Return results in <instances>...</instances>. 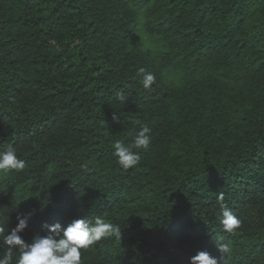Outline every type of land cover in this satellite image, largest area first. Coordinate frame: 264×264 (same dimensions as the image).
<instances>
[{"label":"trees","instance_id":"1","mask_svg":"<svg viewBox=\"0 0 264 264\" xmlns=\"http://www.w3.org/2000/svg\"><path fill=\"white\" fill-rule=\"evenodd\" d=\"M141 17L152 50L135 47ZM143 125L152 143L124 171L114 143ZM10 146L26 167L0 173V225L31 213L28 242L45 223L101 216L121 235L83 264H189L220 243V264H264V0H0Z\"/></svg>","mask_w":264,"mask_h":264},{"label":"clouds","instance_id":"2","mask_svg":"<svg viewBox=\"0 0 264 264\" xmlns=\"http://www.w3.org/2000/svg\"><path fill=\"white\" fill-rule=\"evenodd\" d=\"M142 79L140 83L145 90H150L156 82V76L144 68L138 69ZM14 102L15 98H10ZM119 99L125 101L123 94ZM115 118V116H114ZM152 130L143 125L127 144L116 141L113 155L117 163L124 171L134 169L140 164L141 151L147 150L152 143ZM26 167V161L18 157L14 147H8L0 151V173L22 172ZM221 209L220 223L223 231L235 235L241 228L242 221L232 209L224 204V193L217 196ZM31 213L25 215L19 213L16 217L18 223L11 229L0 225V248L4 251L0 254V264H83L82 250L97 245L100 241L112 236L119 237L121 230L113 223L106 222L101 216L94 219L74 218L67 226L59 222L45 223L46 235L34 233L30 242L21 235L29 226ZM220 257L213 256L210 252L199 250L189 258V264H220V260L228 257L230 247L227 243L216 244Z\"/></svg>","mask_w":264,"mask_h":264},{"label":"rangeland","instance_id":"3","mask_svg":"<svg viewBox=\"0 0 264 264\" xmlns=\"http://www.w3.org/2000/svg\"><path fill=\"white\" fill-rule=\"evenodd\" d=\"M144 18L141 17L139 19V27H138V35L137 40L135 42V47L137 46L141 50H145L149 48L150 50L155 48L153 39L144 31L143 28Z\"/></svg>","mask_w":264,"mask_h":264}]
</instances>
